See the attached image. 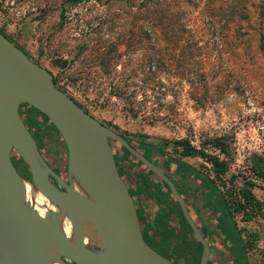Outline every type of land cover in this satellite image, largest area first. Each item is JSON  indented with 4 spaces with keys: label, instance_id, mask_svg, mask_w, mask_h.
Here are the masks:
<instances>
[{
    "label": "rangeland",
    "instance_id": "rangeland-1",
    "mask_svg": "<svg viewBox=\"0 0 264 264\" xmlns=\"http://www.w3.org/2000/svg\"><path fill=\"white\" fill-rule=\"evenodd\" d=\"M146 2L0 0V29L49 69L61 89L139 151L151 155L158 149L212 174L210 162L175 149L174 141L186 138L225 159L224 190L234 195L245 181L253 182L264 213V0H166L162 7L171 14L167 23L166 18L155 21L153 6ZM170 24L177 37L167 31ZM98 43L113 44L120 56L97 64L93 72L81 55ZM83 47L87 49L79 55ZM20 114L32 133L23 107ZM33 131L51 168L64 176L67 156L60 136L40 115ZM110 144L148 233L133 183L148 186L161 199L167 187L119 142L111 139ZM15 158L17 170L28 177L21 159ZM169 174L184 189L194 217L204 220L210 212L204 213L190 178L177 171ZM232 174L236 179L229 182ZM160 201L149 207L151 212L161 207ZM236 220L252 238L249 263L264 264V214L247 222L237 215ZM168 221L193 244L192 234L173 213ZM223 255V245L212 241L210 262L227 264ZM178 262L193 264L189 257Z\"/></svg>",
    "mask_w": 264,
    "mask_h": 264
},
{
    "label": "water",
    "instance_id": "water-1",
    "mask_svg": "<svg viewBox=\"0 0 264 264\" xmlns=\"http://www.w3.org/2000/svg\"><path fill=\"white\" fill-rule=\"evenodd\" d=\"M26 103L54 125L66 147V177L51 168L20 114ZM113 139L168 186L202 245H210L172 179L120 134L57 86L52 72L0 31V264H176L151 246L129 187L119 173ZM18 154L30 179L12 160ZM56 209L32 206L25 182ZM70 224L65 232L63 220Z\"/></svg>",
    "mask_w": 264,
    "mask_h": 264
},
{
    "label": "trees",
    "instance_id": "trees-1",
    "mask_svg": "<svg viewBox=\"0 0 264 264\" xmlns=\"http://www.w3.org/2000/svg\"><path fill=\"white\" fill-rule=\"evenodd\" d=\"M69 1L78 3L81 0H69ZM147 1L148 2L145 3V6L147 5V3L153 6V13H154L155 21L159 23L161 22L164 23V19L166 18L165 19L167 20L166 23L169 22L170 18H168V16L170 17L171 14L166 6L162 7L163 1H166V0H147ZM171 27H172L171 24L170 26L167 25L166 26L167 31L170 33L172 37H177V34L173 32L174 30L172 29L173 27L172 28ZM0 31L3 32L1 29ZM177 39L178 38H175V40ZM86 49L87 47L81 48L79 55L82 54L84 50ZM87 50L89 51V54L81 55V58H82L81 60H83L81 62L86 61L87 66H89L91 68V71L93 72L95 71L93 68L96 67L97 64H99L100 66L105 65L107 62H110L113 58H118L120 56L118 52L117 54H115V51H117V48L113 44H109L107 45V47H104L103 44L98 43L96 47H92L91 45ZM53 80L57 84V80L54 74H53ZM70 96L75 101H77L78 104L86 112H89L87 108L84 107L73 95H70ZM20 107H23V109L27 113L26 119L28 123H30L29 126L31 127V130H32L31 134L35 138L37 144H38V141H37L38 139L34 134L33 125H35L36 116L38 115H40L43 118V120L47 121L52 126V128L57 132V134L60 136V134L58 133L54 125L50 122V120L39 110H37L36 108L26 103L21 104ZM60 138L62 139L61 136ZM174 147L175 149L177 147L180 148L179 154L182 156H199L203 158L204 160L210 162L211 164L210 171L212 172V174L205 173L202 170L191 166L187 162H184L183 160L175 159L172 156H169L165 154L163 151L158 150V149H154L155 151H153V154L151 155H146L143 151L142 153L149 160H151L154 164H156L159 168H161L169 177H170L169 173L177 171L181 175H186L190 178V181L192 182V185L195 191L193 193L200 194L201 196L200 205L203 208L204 213H206L207 211L210 212L209 215H206L207 217H205V219L203 218L207 223L204 220L200 221L198 219L200 221L199 222L194 217V215L193 216L191 215L195 223L199 227L201 233L208 241L210 248H211L212 241H216L218 244L223 245V249H224L223 256L225 257L227 264H250L247 254H248L249 249H252L253 247V242L251 240L252 238H250L249 236L250 233L248 235V232H247L248 230L245 228V226L243 227L238 226L236 217L237 215H240V219L244 222H247L257 217L258 215L262 216L264 214L262 210V206H263L262 202L259 201L258 198H256L253 192L252 187L254 186V183L251 181H245L243 187L235 190L234 195L231 194L230 192H229L230 194H228L227 191L224 190V187H225L224 176L226 175L228 171V163L225 159H221L216 154L208 153L204 149L196 147L186 138L176 139L174 141ZM66 154L67 153H66V147H65V155ZM12 157L15 158L19 156L18 154H15L13 152ZM22 164L23 166L26 167V165L23 162ZM121 168L122 166L120 163L119 169H118L120 174H122ZM133 176L135 178L137 174L132 175V177ZM24 178L29 180L30 174L28 177L24 176ZM235 179H236V176L232 174L231 178H229L228 180L229 182H233ZM134 183H135V189L137 191V189L139 188L138 186H140V183H137V180L134 181ZM141 185L142 187H146V188L148 187L144 184H141ZM166 187H167L168 193L159 194V195H162L163 199H161V196L156 195L158 201L164 200L165 202L160 201L161 207L157 210L155 217L153 218L151 222L147 221V227L149 231L148 233L145 228V224L142 221L144 225V232H145L146 240L151 246H153L149 242V238H148V234H149L150 237L155 241V243L157 245H160L162 248V249H156V250L159 251L161 254L165 255L166 257L170 258L176 264H180L178 262L179 258H188V257L193 260V264H198L200 256H201V252H202V245L196 239L191 228L189 227L188 223L184 219L181 208L176 202V200L174 199V197L172 196L167 185ZM135 194L137 195V192ZM226 194H228L229 196H227ZM168 196H171L174 201H171V200L168 201L169 200ZM188 208L190 211V206H188ZM172 213L176 216L177 222L183 226V228L187 231V233L192 234L193 244L191 243V241L187 239L186 235H184L185 233L179 236L178 232L172 227V225L168 221V217L171 216ZM144 217L146 219L145 215ZM210 221H212V224H210ZM208 223L210 225V228L207 227ZM177 235L180 238L179 242H175L174 240V237ZM246 235H248L247 238H246ZM206 264H215V263H211L210 258H209Z\"/></svg>",
    "mask_w": 264,
    "mask_h": 264
},
{
    "label": "crops",
    "instance_id": "crops-1",
    "mask_svg": "<svg viewBox=\"0 0 264 264\" xmlns=\"http://www.w3.org/2000/svg\"><path fill=\"white\" fill-rule=\"evenodd\" d=\"M132 180H135V178L132 179ZM172 181L175 183L176 187H178V190L180 191V193L183 194V197H184L185 201L187 202L188 206H190L189 205V200H188L187 196L185 195V193L183 191L184 189L181 188L178 185L179 182L176 181V180H172ZM133 186L135 187V183H133ZM138 187L139 188L136 191L137 192L136 196H137V198H138V200L140 202V208L142 209V212L146 216V220L148 222H151L153 217H154V215H155V213H156V211H157V208H159V207H157L152 212H151V209L149 208L150 206L156 204V202H157L156 194L149 187H147V188L146 187H142L141 183H140V186H138ZM190 214L193 216L191 208H190Z\"/></svg>",
    "mask_w": 264,
    "mask_h": 264
},
{
    "label": "bare ground",
    "instance_id": "bare-ground-1",
    "mask_svg": "<svg viewBox=\"0 0 264 264\" xmlns=\"http://www.w3.org/2000/svg\"><path fill=\"white\" fill-rule=\"evenodd\" d=\"M27 189L28 197L32 206L37 210L41 215L48 209H56L53 204L39 191H37L29 182H25ZM63 228L65 232L70 233V224L67 219L63 220Z\"/></svg>",
    "mask_w": 264,
    "mask_h": 264
},
{
    "label": "flooded vegetation",
    "instance_id": "flooded-vegetation-1",
    "mask_svg": "<svg viewBox=\"0 0 264 264\" xmlns=\"http://www.w3.org/2000/svg\"><path fill=\"white\" fill-rule=\"evenodd\" d=\"M21 106V105H20ZM44 156V155H43ZM66 173V172H65ZM122 175V174H121ZM61 176L63 177V178H65L66 179V174L63 176L62 174H61ZM123 176V175H122ZM124 178V177H123ZM125 179V178H124ZM189 209V208H188Z\"/></svg>",
    "mask_w": 264,
    "mask_h": 264
}]
</instances>
